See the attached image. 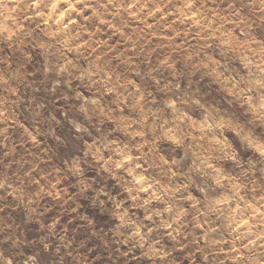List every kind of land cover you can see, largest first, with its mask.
<instances>
[{"label": "clouds", "instance_id": "9594fccd", "mask_svg": "<svg viewBox=\"0 0 264 264\" xmlns=\"http://www.w3.org/2000/svg\"><path fill=\"white\" fill-rule=\"evenodd\" d=\"M0 264H264V0H0Z\"/></svg>", "mask_w": 264, "mask_h": 264}]
</instances>
